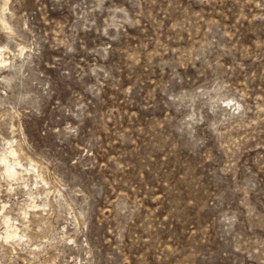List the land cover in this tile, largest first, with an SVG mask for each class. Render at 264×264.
<instances>
[{
	"label": "rangeland",
	"instance_id": "rangeland-1",
	"mask_svg": "<svg viewBox=\"0 0 264 264\" xmlns=\"http://www.w3.org/2000/svg\"><path fill=\"white\" fill-rule=\"evenodd\" d=\"M0 264H264V0H0Z\"/></svg>",
	"mask_w": 264,
	"mask_h": 264
},
{
	"label": "bare ground",
	"instance_id": "bare-ground-1",
	"mask_svg": "<svg viewBox=\"0 0 264 264\" xmlns=\"http://www.w3.org/2000/svg\"><path fill=\"white\" fill-rule=\"evenodd\" d=\"M4 160L6 161V163H5V169H6L7 173H8L9 175H15V174H17V173H18V170H17V168L15 167L16 165L7 162V160H6L5 157H3V161H4ZM17 163H18V162H17ZM17 234H18L17 232H9V230H8V232H7V234H6V237H7V238H8V237H13V236H16Z\"/></svg>",
	"mask_w": 264,
	"mask_h": 264
}]
</instances>
